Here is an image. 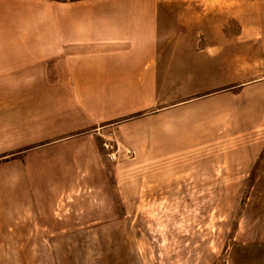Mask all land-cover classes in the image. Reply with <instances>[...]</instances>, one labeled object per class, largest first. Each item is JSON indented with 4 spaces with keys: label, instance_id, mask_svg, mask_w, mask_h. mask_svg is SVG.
Here are the masks:
<instances>
[{
    "label": "rangeland",
    "instance_id": "1",
    "mask_svg": "<svg viewBox=\"0 0 264 264\" xmlns=\"http://www.w3.org/2000/svg\"><path fill=\"white\" fill-rule=\"evenodd\" d=\"M76 1L32 0V12ZM158 8L167 55L177 42L180 55L190 45L217 52L224 70L208 75V91L222 82L216 92L238 96L240 121L260 123L264 0ZM103 142L96 156L85 140H32L23 183L17 157L0 154V264H264V140H206L203 152L173 161H133L115 140Z\"/></svg>",
    "mask_w": 264,
    "mask_h": 264
},
{
    "label": "crops",
    "instance_id": "2",
    "mask_svg": "<svg viewBox=\"0 0 264 264\" xmlns=\"http://www.w3.org/2000/svg\"><path fill=\"white\" fill-rule=\"evenodd\" d=\"M32 4L0 1V154L17 157L16 183L30 176L32 140H85L96 156L115 140L133 161L189 160L206 140H264V118L240 121L238 96L216 92L222 82L208 91V75L224 70L217 52L190 45L180 55L177 42L167 55L159 0ZM177 85L181 96L166 92Z\"/></svg>",
    "mask_w": 264,
    "mask_h": 264
},
{
    "label": "built area",
    "instance_id": "3",
    "mask_svg": "<svg viewBox=\"0 0 264 264\" xmlns=\"http://www.w3.org/2000/svg\"><path fill=\"white\" fill-rule=\"evenodd\" d=\"M103 147L105 148V150H108V158L110 160H115L116 159V151L113 149V147L107 142H103Z\"/></svg>",
    "mask_w": 264,
    "mask_h": 264
}]
</instances>
